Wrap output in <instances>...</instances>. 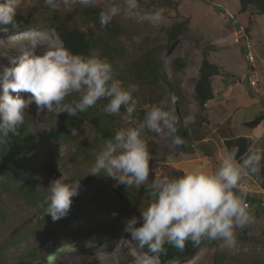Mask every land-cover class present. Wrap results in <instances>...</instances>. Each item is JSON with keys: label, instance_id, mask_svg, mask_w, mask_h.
Here are the masks:
<instances>
[{"label": "rangeland", "instance_id": "obj_1", "mask_svg": "<svg viewBox=\"0 0 264 264\" xmlns=\"http://www.w3.org/2000/svg\"><path fill=\"white\" fill-rule=\"evenodd\" d=\"M80 2L83 3L82 0H53L51 5H47L44 0H21L17 10L25 9L20 14L25 15L34 13L31 8L36 6L68 9ZM86 4L119 9L115 18L121 25L117 38L121 53L112 55L110 59L115 73L127 68L152 47L162 48L169 24L182 16L190 17L188 33L180 37L168 52L162 48L159 53L162 69L169 77L176 98L175 103H169L167 110L172 115L177 114L189 128L190 150L177 153L172 160L166 159L171 149L170 141L153 133L150 179L162 173L174 176L173 168L184 172L194 165L217 166L224 151L221 142L225 137L249 136L251 146L264 150V120L254 129L243 126L255 115L264 114V14L254 16L247 37L232 19L239 7L238 0H212L209 4L203 0H136L134 8L129 7L128 0H88ZM43 8L39 13H43ZM161 8L165 11L157 16L156 12ZM33 40L43 41L35 49L37 54L52 45L63 46L58 34L48 25L11 28L0 32V66L8 65L6 56L18 57L31 50ZM102 51V48H97L92 53L105 58ZM203 56L221 68V72L212 79L215 96L204 107L194 98V83ZM174 57H182L187 62L183 72L172 70ZM124 77L128 79L127 87L136 89L132 96L138 99L140 107L148 110L152 104L146 99V90L133 83L131 75L124 74ZM159 93L164 99H171L165 87ZM20 95L26 101L31 100V93L21 92ZM103 107L99 109L102 111ZM24 111L30 133L40 142L35 150L25 155L15 177L9 178L4 171H0V212L4 213L3 217L0 216V245L19 233L23 238V243L0 252V263L12 262L21 246H30L43 239L50 226L48 222L39 227L33 226L41 217V212L28 205L19 187L33 178L46 198L49 182L63 175L80 180L78 195L73 199L76 200L75 207L80 208L83 214L71 218L70 230L80 235L90 230L95 235L61 242L57 248L64 249L63 254H57L46 264H86L91 261H97V264H135L142 251L124 227L133 215L139 217L140 210L137 207L126 209L122 205L112 191L115 181L104 176L88 175L102 142L95 134L93 123L83 118L76 119L64 128L62 135L53 137L52 133L60 128L63 121L78 114L37 112L34 101ZM123 111L120 110L121 115ZM189 116H194L195 122L189 121ZM241 186L247 190L246 203L252 209L255 220L237 232L236 246L229 248L224 246L223 241L215 240L201 244L173 264H215V251L226 252L220 264H264V161L259 174L245 177ZM130 190L135 195L139 193L135 187ZM138 198L144 208L148 195L140 193ZM111 229L113 231L109 233ZM32 231L35 233L30 234ZM105 239L110 242L106 248L100 247L105 244H95ZM54 241L47 243L54 247ZM48 253V250L44 251L42 256L46 257Z\"/></svg>", "mask_w": 264, "mask_h": 264}, {"label": "clouds", "instance_id": "obj_2", "mask_svg": "<svg viewBox=\"0 0 264 264\" xmlns=\"http://www.w3.org/2000/svg\"><path fill=\"white\" fill-rule=\"evenodd\" d=\"M21 0H0V26L18 27L17 8ZM88 3V0H82ZM51 5L53 0H44ZM130 8L136 0H128ZM165 9L156 12L159 16ZM119 12L115 6L100 12L102 27L111 23ZM38 41L31 42V50L18 57L6 56L8 65L0 66V144L9 134L17 135L18 127L24 123L25 109L32 101L37 112H66L76 116L94 107L101 99L106 115H121L125 123L135 126L122 127L111 138L101 137L89 174L104 176L115 181L114 187L124 185L127 189L147 185L148 203L139 217L133 215L126 221L124 231L137 242L139 249L147 246L135 264H161V255L166 254V244L183 250L186 242L199 246L205 241H223L233 248L237 243V232L250 226L255 217L246 203L247 190L243 188L245 177L257 175L264 161V150L249 146L238 158L239 148H225L217 166L209 168L194 165L179 176L162 173L150 179L149 151L150 134L170 141L168 159L176 156V149L186 141L178 135L177 120L168 110L171 97L153 104L142 121L134 119L137 101L132 93L116 79L113 66L98 53L90 55L72 53L63 46L52 45L37 54ZM21 92L31 93L26 101ZM76 94L70 103L66 98ZM195 122L194 116L187 118ZM103 173V175H101ZM80 180L63 175L49 182L47 187L46 214L57 221L67 216L72 198L78 195Z\"/></svg>", "mask_w": 264, "mask_h": 264}, {"label": "trees", "instance_id": "obj_3", "mask_svg": "<svg viewBox=\"0 0 264 264\" xmlns=\"http://www.w3.org/2000/svg\"><path fill=\"white\" fill-rule=\"evenodd\" d=\"M203 1L209 4L212 0ZM238 3L239 7L232 15V19L237 28H239L245 36L249 37L252 19L257 14H264V0H238ZM42 8L43 6L33 7L31 10H33L34 13L25 15H20L22 12L26 11L25 9L17 10L16 19L18 21V26L28 27L35 24L48 25L58 34L63 42L64 48L68 49L70 52L90 55L94 49L102 48L103 55L110 63L112 55H119L121 53L119 52V41L117 40L118 34L121 31L120 22L113 17L111 23L107 26L102 27L100 24V12L106 10L105 8L81 2L68 9L62 7L43 8V13H39ZM190 22L189 16H182L169 24L165 29L166 43L162 47L164 52H168L180 37L188 33ZM3 28L4 26H0V32L4 31ZM11 28L13 27L7 26L8 30ZM95 31H97V34H95ZM162 48L161 46L152 47L146 51L145 54L130 63L127 68L122 69L119 73H115V78L120 80L122 85L127 89H129L127 87L128 79L124 77V74L128 77L131 75L133 83L146 90V99L152 105L164 99L159 93L162 87L166 88V91L171 97H174L175 95L169 77L164 73V69H162L163 64L159 59V53ZM186 67L187 62H185L184 58L174 57L172 59V70L174 72L181 73ZM220 72L221 68L219 65L210 62L206 56L202 57L198 66V77L195 79L194 83V98L200 106L204 107L208 100L214 98L215 93L212 86V79ZM74 98H76V94H72L66 98L65 101L70 103ZM133 99L137 101L134 118L138 123L143 120L147 110L140 107V102L136 97H133ZM106 103L107 101L105 99H101L94 107L89 108L85 112L78 113L77 117L63 121L60 128L52 133L53 137L62 135L65 132L64 128L73 124L74 121L79 118L87 119L93 123L95 134L98 139H101V137L104 139L111 138L116 130L122 127L135 126L132 121L125 123L119 115H106L103 110L101 111L99 109L100 106L103 107ZM121 110L123 111V107H121ZM173 116H175L177 120L178 135L186 141L183 146L176 149V154L179 152H188L190 150L189 146L191 145L189 128L183 124L177 114H174ZM263 120L264 114L259 113L251 120L244 122L243 126L254 129ZM204 121L207 122V120ZM150 135L152 136V134ZM39 142L40 141L30 133L28 120L24 119V123L18 127V134L12 135L10 133L6 142L0 144V171H4L5 175L9 178L15 177L16 173L19 171L18 167L23 161L25 155L30 151L35 150ZM221 143L223 150L225 148L230 149L233 146H237L239 148V158L244 155L249 146L252 145V139L249 136L225 137L222 139ZM152 146L153 142L150 140L148 147L151 154L153 153ZM169 153L167 155H169ZM12 172L14 173V176H11ZM172 173L174 176H179L183 171L173 168ZM18 190L25 197V200L30 207H35L36 210L41 212V217L34 222L33 226L39 227L42 223L47 222L50 223V226L46 230L43 239L30 246H21L17 251L16 258L12 262L6 264H46L57 254H63L62 252H64V249L57 248L58 244L61 242L74 240L83 236L91 238L95 235L93 231L90 230L82 235L70 230L71 218L77 214H83L80 208L75 207V199L72 198L73 202L67 216L57 221H53L51 216L45 213L48 207L46 198L41 194L37 187V183L34 182L33 178H30L24 185L20 186ZM112 191L126 209L137 207L140 212L144 209L140 206L138 197L140 193H143L144 195L147 194V185L140 187L138 190L139 193L136 195L124 185L115 187L113 185ZM0 216L3 217L4 213L0 212ZM86 216L87 214L85 217ZM112 231L113 229H111L109 233ZM33 233L35 232L32 231L30 234ZM54 239L57 240L54 241ZM50 240H53V244L56 246L51 247L47 243ZM211 242L213 241H205L201 244H208ZM17 243H23V238L20 233L7 239L5 243H2L0 245V252L5 251L10 246H14ZM95 244H105L104 247L100 246L103 249L106 248V246H109L110 242L105 239L104 241H96ZM135 244L137 246L136 241ZM199 246H193L191 242H186L184 249L178 250L171 245L166 244L164 246L166 248V254L161 255L160 257L161 264H173L178 259L195 251ZM47 250L49 251V255L46 254V257H43L42 255L44 251ZM77 250L82 251V249ZM139 250L146 252L147 246L144 249ZM225 254L226 252L223 251H215L213 253L214 263L220 264L224 260L223 258ZM86 264H97V261H91Z\"/></svg>", "mask_w": 264, "mask_h": 264}, {"label": "bare ground", "instance_id": "obj_4", "mask_svg": "<svg viewBox=\"0 0 264 264\" xmlns=\"http://www.w3.org/2000/svg\"><path fill=\"white\" fill-rule=\"evenodd\" d=\"M6 39H7V40H9L10 38H9V39H8V38H6ZM36 41H38V44H39V45H40V44H42V42H43L42 40H36ZM45 49H47V50H48V49H49V47H48V48H45ZM1 62H2V63H4L2 59H1Z\"/></svg>", "mask_w": 264, "mask_h": 264}]
</instances>
